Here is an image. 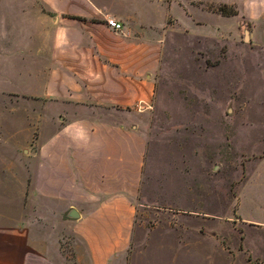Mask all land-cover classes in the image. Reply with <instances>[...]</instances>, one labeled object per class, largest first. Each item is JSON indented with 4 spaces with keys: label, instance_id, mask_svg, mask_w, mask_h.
Here are the masks:
<instances>
[{
    "label": "crops",
    "instance_id": "0c3cea01",
    "mask_svg": "<svg viewBox=\"0 0 264 264\" xmlns=\"http://www.w3.org/2000/svg\"><path fill=\"white\" fill-rule=\"evenodd\" d=\"M134 1L0 0V102L13 105L9 115L0 113V148H13L0 151V264H128L132 244L150 254L165 248L151 236L139 242L135 217L137 206L190 193L170 186L192 172H155L162 156L144 123L167 55L168 21L174 17L197 40H213L231 20L250 21L257 30L264 0H139L162 8L161 26ZM222 6L238 15L215 12ZM175 7L191 26L173 14ZM110 18L123 24L121 32L107 26ZM22 105L32 135L16 146L8 138L24 136L28 127L17 116ZM38 106H45L47 126L35 146L31 123ZM220 119L228 146V113ZM209 124L206 136L214 127ZM179 125L164 137H189L192 149L198 126ZM202 153L208 158L206 146ZM179 160L195 168L198 156L190 151ZM256 162L264 165V158L248 161L246 169ZM249 180L247 172L241 185ZM67 235L76 240L73 260L62 247Z\"/></svg>",
    "mask_w": 264,
    "mask_h": 264
},
{
    "label": "rangeland",
    "instance_id": "374dc122",
    "mask_svg": "<svg viewBox=\"0 0 264 264\" xmlns=\"http://www.w3.org/2000/svg\"><path fill=\"white\" fill-rule=\"evenodd\" d=\"M133 6L154 14L155 20L150 22L161 26V7L139 0ZM172 12L185 26H191L180 9L175 7ZM225 28L213 35V40H197L189 31L184 32L174 17L168 21L171 35L166 41L167 55L157 74L152 115L144 123L150 125L156 151L162 156V162L155 163V172L160 169L163 173L170 167L171 176L192 172V177L181 178V183L170 186L188 189L190 193L172 192L159 205L137 206L139 242L151 236L164 243L165 248L150 254L144 247L132 244L128 264L134 256V264H264V165L256 162L246 169L248 161L264 158V22L255 30V24L240 18L239 24L231 20ZM194 29L204 31L200 27ZM12 109L9 101L0 102V113L9 115L6 112H13ZM226 113L228 146L222 145L220 119ZM183 114L188 115L185 121L180 120ZM29 115V109L22 105L17 116L26 119L27 126ZM46 117L45 106H38L31 123L35 132L32 145H38L37 139L47 126ZM211 122L212 133L206 136L202 130H208L205 124ZM179 123L198 126L192 149L189 137H164L174 126L181 127ZM24 129V136L8 138L13 145H20L32 135L30 126ZM165 141L163 146L160 142ZM11 146L2 145L0 151ZM205 146L208 158L204 159ZM190 151L198 156L195 168H187L179 160L181 154L186 158ZM207 161L211 164L207 165ZM247 172L250 180L244 186L241 183ZM75 241L67 235L62 242L70 260Z\"/></svg>",
    "mask_w": 264,
    "mask_h": 264
},
{
    "label": "trees",
    "instance_id": "16d2710c",
    "mask_svg": "<svg viewBox=\"0 0 264 264\" xmlns=\"http://www.w3.org/2000/svg\"><path fill=\"white\" fill-rule=\"evenodd\" d=\"M215 10L219 12L220 14H222L223 16L232 17V16L238 15V12L235 8H229L227 6H222V7L216 8Z\"/></svg>",
    "mask_w": 264,
    "mask_h": 264
},
{
    "label": "built area",
    "instance_id": "2783aa9c",
    "mask_svg": "<svg viewBox=\"0 0 264 264\" xmlns=\"http://www.w3.org/2000/svg\"><path fill=\"white\" fill-rule=\"evenodd\" d=\"M106 22L109 28L117 32H121L123 30V24L119 23L115 18H110Z\"/></svg>",
    "mask_w": 264,
    "mask_h": 264
}]
</instances>
